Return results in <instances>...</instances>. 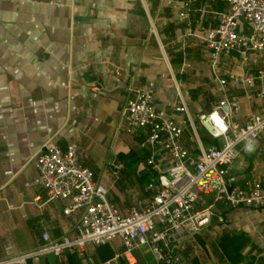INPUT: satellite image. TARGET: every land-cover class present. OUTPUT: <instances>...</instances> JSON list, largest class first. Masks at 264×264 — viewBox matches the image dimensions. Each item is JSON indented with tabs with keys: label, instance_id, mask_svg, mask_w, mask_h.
Instances as JSON below:
<instances>
[{
	"label": "crops",
	"instance_id": "obj_1",
	"mask_svg": "<svg viewBox=\"0 0 264 264\" xmlns=\"http://www.w3.org/2000/svg\"><path fill=\"white\" fill-rule=\"evenodd\" d=\"M229 9L226 0H0V261L34 253L29 264H102L124 250L115 238L82 252L37 253L45 233L73 237L82 212L48 199L35 159L52 139L63 151L75 146L122 214L142 209L156 174L143 146L148 130L126 129L132 90L154 92L193 159L220 143L199 114L225 99L239 101V121L264 110L262 82H241L264 69V53L215 57L204 41ZM240 29L250 33L244 22ZM182 103L188 114L176 110ZM231 172L241 185L264 174V138L240 147ZM215 214L174 245L182 264H264V208L218 203ZM135 258L156 264L146 246Z\"/></svg>",
	"mask_w": 264,
	"mask_h": 264
},
{
	"label": "built area",
	"instance_id": "obj_2",
	"mask_svg": "<svg viewBox=\"0 0 264 264\" xmlns=\"http://www.w3.org/2000/svg\"><path fill=\"white\" fill-rule=\"evenodd\" d=\"M226 1L229 11L221 14L219 24L209 29L204 39L208 49L215 57L233 51L245 59L250 53H264V0ZM243 22L250 33L240 29ZM256 78L262 82L258 96L264 99V69L256 77L245 75L241 82L253 85ZM96 90L94 87V95ZM176 110L188 114L185 103ZM239 112L238 100L225 99L199 114L202 126L220 143L202 149L193 159L183 143L182 126L157 109L154 92L132 90L126 101V129L148 130L143 146L151 150L148 165L156 178L147 186L152 193L148 203L127 214L109 199L108 189L95 182L93 171L80 161L75 146L63 151L55 139L48 141L35 159L48 199H67V212L82 213L73 237L50 241L45 233L43 238L48 243L37 253L82 252L87 244L99 246L120 238L124 250L102 264H135V251L143 246L156 264H182L174 245L186 239L190 227L194 231L206 228L216 217L218 203L231 208H264V174L241 185L231 172L240 147L264 138V110L242 121L234 119ZM217 219L224 222L223 217ZM33 255H19L0 264H29ZM85 264L94 263L88 260Z\"/></svg>",
	"mask_w": 264,
	"mask_h": 264
}]
</instances>
